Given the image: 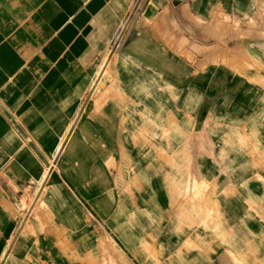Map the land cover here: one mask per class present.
Here are the masks:
<instances>
[{
  "label": "crops",
  "instance_id": "crops-1",
  "mask_svg": "<svg viewBox=\"0 0 264 264\" xmlns=\"http://www.w3.org/2000/svg\"><path fill=\"white\" fill-rule=\"evenodd\" d=\"M256 162L264 0H0V264L242 256Z\"/></svg>",
  "mask_w": 264,
  "mask_h": 264
},
{
  "label": "rangeland",
  "instance_id": "rangeland-1",
  "mask_svg": "<svg viewBox=\"0 0 264 264\" xmlns=\"http://www.w3.org/2000/svg\"><path fill=\"white\" fill-rule=\"evenodd\" d=\"M237 28L241 26L240 23H236ZM253 171V176L248 179V182H243L240 190L250 189L252 187L253 194L251 196H246V198L252 202L253 209L247 216V220L251 219L253 223H258V225H244L241 228L246 231V234L242 232V235L238 236L242 239L246 238L247 241L237 242L238 253L242 256L239 257H228V258H207V257H175L173 259H167L165 264H264V162H256L251 168ZM191 185V184H190ZM188 187V192L191 191V186ZM195 185V184H194ZM197 187L193 186V191H196ZM210 187L204 185L203 189L208 190ZM255 190H258L257 192ZM199 193V192H198ZM196 193V196H202V194ZM211 204V199L206 200V205ZM212 212L208 216H211ZM212 217V216H211ZM204 230L206 234L210 233L213 237V228L209 225H205ZM239 235V234H238ZM251 236V237H250ZM251 238V240H249ZM218 238H216L217 240ZM174 245H179L174 243ZM212 243L205 241V249L212 250ZM184 249L189 252L198 251V249H203L202 246L193 245L191 242H186L184 244ZM164 264L165 259L150 258L147 259V263H143V260H137L133 258H125L121 256L117 262H113L112 258L104 257L98 264Z\"/></svg>",
  "mask_w": 264,
  "mask_h": 264
}]
</instances>
